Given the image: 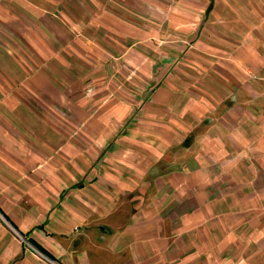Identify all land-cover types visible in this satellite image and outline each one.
<instances>
[{
	"label": "crops",
	"instance_id": "obj_1",
	"mask_svg": "<svg viewBox=\"0 0 264 264\" xmlns=\"http://www.w3.org/2000/svg\"><path fill=\"white\" fill-rule=\"evenodd\" d=\"M264 264V0H0V264Z\"/></svg>",
	"mask_w": 264,
	"mask_h": 264
},
{
	"label": "built area",
	"instance_id": "obj_2",
	"mask_svg": "<svg viewBox=\"0 0 264 264\" xmlns=\"http://www.w3.org/2000/svg\"><path fill=\"white\" fill-rule=\"evenodd\" d=\"M12 231L16 234L15 236L20 238L25 243V245L27 246L29 250H31L39 259L44 261L46 264H62L58 260L52 257H49L45 255L43 252H41L40 250H38L29 240L18 235L16 231H14V229H12Z\"/></svg>",
	"mask_w": 264,
	"mask_h": 264
},
{
	"label": "trees",
	"instance_id": "obj_3",
	"mask_svg": "<svg viewBox=\"0 0 264 264\" xmlns=\"http://www.w3.org/2000/svg\"><path fill=\"white\" fill-rule=\"evenodd\" d=\"M30 242L41 252H43L45 255L51 257L43 248H41L40 246H38L36 243H34L33 241L30 240Z\"/></svg>",
	"mask_w": 264,
	"mask_h": 264
},
{
	"label": "rangeland",
	"instance_id": "obj_4",
	"mask_svg": "<svg viewBox=\"0 0 264 264\" xmlns=\"http://www.w3.org/2000/svg\"><path fill=\"white\" fill-rule=\"evenodd\" d=\"M27 247V246H26Z\"/></svg>",
	"mask_w": 264,
	"mask_h": 264
}]
</instances>
